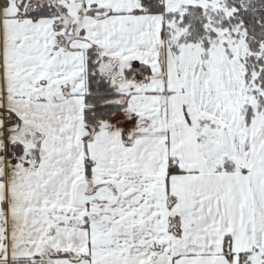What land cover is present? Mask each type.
Wrapping results in <instances>:
<instances>
[{"label":"snow or ice","instance_id":"obj_1","mask_svg":"<svg viewBox=\"0 0 264 264\" xmlns=\"http://www.w3.org/2000/svg\"><path fill=\"white\" fill-rule=\"evenodd\" d=\"M0 264H264V0H0Z\"/></svg>","mask_w":264,"mask_h":264}]
</instances>
